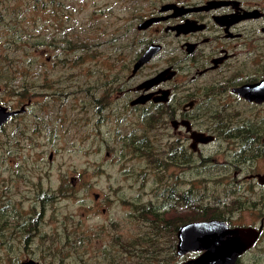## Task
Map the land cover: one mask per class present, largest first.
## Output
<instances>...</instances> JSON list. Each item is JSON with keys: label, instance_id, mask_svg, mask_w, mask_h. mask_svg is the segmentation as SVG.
<instances>
[{"label": "rangeland", "instance_id": "obj_1", "mask_svg": "<svg viewBox=\"0 0 264 264\" xmlns=\"http://www.w3.org/2000/svg\"><path fill=\"white\" fill-rule=\"evenodd\" d=\"M184 1L200 0H0V105L24 104L0 128V264H180L198 255H177L186 223L259 227L264 190L245 176L264 171V105L201 103L219 114L193 122L221 134L182 155L162 117L117 99L152 39L138 17ZM163 41L141 78L183 61L180 39ZM237 264H264V232Z\"/></svg>", "mask_w": 264, "mask_h": 264}, {"label": "flooded vegetation", "instance_id": "obj_2", "mask_svg": "<svg viewBox=\"0 0 264 264\" xmlns=\"http://www.w3.org/2000/svg\"><path fill=\"white\" fill-rule=\"evenodd\" d=\"M149 19L158 20L146 29H139V26ZM254 21L263 23L255 33L258 37L251 35V24ZM137 22H139L137 32H148L152 39L143 47L142 53L132 63L129 74L122 80L117 99L123 100L122 108L128 115L138 114L148 119L162 117L164 120L159 122V125L171 127L175 136L172 146L176 145V148L180 146L178 154H187L184 144L188 142L189 148L193 152H198L199 146L215 141L214 134H221L220 123H216L214 134H208L212 129L206 131L200 122H193L194 119L217 114L215 110L203 111L201 103L206 102L208 104L206 106H209L212 101L219 100L217 101L219 103L223 98L221 101L226 102L235 97L250 105H264V102H250L238 93L243 86L264 80V50H261V46H264V14L260 8L247 6L240 0L172 2L159 5L157 10L153 8L146 11L138 17ZM167 22L169 24H166ZM179 26L181 30L172 29ZM159 35L166 40L180 39L183 61L180 63L177 60L175 62L169 60L159 71L141 78L140 73L147 63L161 58L169 47L163 39L162 41L153 39ZM152 46H158V52L134 72L135 64ZM165 71L167 72L163 74L164 79L158 84L145 87L147 81ZM23 107L24 104L19 109L6 108L8 111H18L19 113L14 115L17 116L24 112ZM193 134H203L212 139L208 143L196 142ZM185 159L184 156L182 161ZM237 168L236 163L233 173L235 177L241 174V169ZM263 175L264 171L255 172L245 178L247 182L258 184L264 190V183H261L263 180L259 179V176ZM227 225L229 228L241 227L230 226L229 223ZM259 228L262 229L261 237L264 232V219L255 229Z\"/></svg>", "mask_w": 264, "mask_h": 264}, {"label": "water", "instance_id": "obj_3", "mask_svg": "<svg viewBox=\"0 0 264 264\" xmlns=\"http://www.w3.org/2000/svg\"><path fill=\"white\" fill-rule=\"evenodd\" d=\"M214 2V1H212ZM168 7V6H167ZM172 7V6H171ZM169 8V7H168ZM158 19H149L139 26V29H146ZM177 31L181 27H175ZM159 50L158 46L150 47L134 66V72L147 63ZM147 81L146 88L158 84L163 78V74ZM144 86V85H143ZM242 97L250 102H264V80L259 83L243 86L238 92ZM166 95V94H165ZM24 108L22 109V112ZM18 111H8L0 105V127ZM196 142L208 143L212 137L203 134H193ZM261 183H264V175L259 176ZM95 198L97 196L95 195ZM262 229L251 227L229 228L227 223L217 219L190 222L179 227L177 231L176 252L179 256L196 252L198 255L180 264H237L240 257L251 249L259 240ZM21 264H39L27 259Z\"/></svg>", "mask_w": 264, "mask_h": 264}, {"label": "trees", "instance_id": "obj_4", "mask_svg": "<svg viewBox=\"0 0 264 264\" xmlns=\"http://www.w3.org/2000/svg\"><path fill=\"white\" fill-rule=\"evenodd\" d=\"M23 98H25V96ZM60 196H63V195L60 194ZM211 218H215V217H211Z\"/></svg>", "mask_w": 264, "mask_h": 264}]
</instances>
